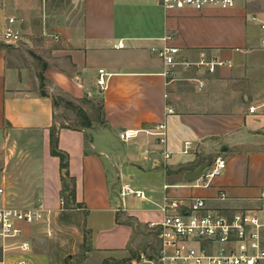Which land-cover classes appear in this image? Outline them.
<instances>
[{
  "label": "crops",
  "instance_id": "obj_1",
  "mask_svg": "<svg viewBox=\"0 0 264 264\" xmlns=\"http://www.w3.org/2000/svg\"><path fill=\"white\" fill-rule=\"evenodd\" d=\"M74 6V15L51 26L45 19L34 37L23 39L22 24L30 27L41 5L0 0V30L5 16L14 17L21 36L17 44L4 43L2 32L0 39V209H44L40 222L17 223L21 234L0 237L4 264H143L139 257L156 245L147 223L162 218L160 182L171 186V196L204 198L225 216L261 206L264 115L249 107L264 101V30L251 19L264 22V0L201 11L166 10L159 0H81ZM163 48H177L178 58L190 61L204 52L231 66L213 74L169 67L157 54ZM99 70L107 74L105 91L97 84ZM53 99L62 102L56 106ZM67 103L83 119L79 126L68 125L64 113L65 125L56 120L57 107L65 110ZM159 123L166 125L165 145L149 133ZM52 129L68 156L74 190L64 207L66 171L51 154ZM130 130L138 136L119 138ZM218 157L226 161L219 175L185 179L205 162L212 168ZM125 173L129 180L145 176L147 186L138 189L146 199L127 198L117 211ZM23 242L30 244L26 251L16 248Z\"/></svg>",
  "mask_w": 264,
  "mask_h": 264
},
{
  "label": "built area",
  "instance_id": "obj_2",
  "mask_svg": "<svg viewBox=\"0 0 264 264\" xmlns=\"http://www.w3.org/2000/svg\"><path fill=\"white\" fill-rule=\"evenodd\" d=\"M81 1V0H74ZM160 5L166 10H194L201 11L207 8L232 9L244 3L250 4L261 0H159ZM251 19L260 24L264 30V22H260L256 15ZM16 19L5 16L2 25V40L6 44H17L21 40L20 32L16 29ZM264 47V41L262 43ZM119 47L123 44L119 43ZM154 50V49H153ZM179 49L163 48L157 51L165 64L169 67L183 66L192 68L204 74H213L217 68L231 66L230 62H224L215 57H209L202 52L195 61L178 58ZM97 84L101 91L107 88V79L103 70H99ZM172 112V110H169ZM249 113L264 115V101L249 107ZM138 130L123 131L121 140L134 139L138 136ZM150 134L157 137V143L166 144V125L159 123ZM189 146V143L186 144ZM186 152V151H185ZM152 154L150 148L143 152L144 158L149 159ZM164 159L169 158L170 153L162 151ZM226 168V161L216 158L214 166L201 178L210 181ZM170 185H163L164 195L158 205L162 218L157 222H148L147 228L153 231L156 245L151 250L143 253L139 261L143 264H264V191L260 193L262 205L247 208L225 216L208 208L206 199L190 198L182 200L171 196L167 191ZM2 189H0V194ZM117 196L121 202L117 211L124 208L127 198L146 199L145 193L134 187L129 179H120ZM223 197V196H222ZM66 204L63 196L60 197V205ZM44 217L43 206L28 210L0 209V237L14 238L21 234L22 230L17 223L32 224L40 222ZM15 247V246H14ZM23 251L30 248L28 242L16 246ZM6 247L3 248V251ZM0 264H4L0 258ZM19 264H25L20 262Z\"/></svg>",
  "mask_w": 264,
  "mask_h": 264
},
{
  "label": "rangeland",
  "instance_id": "obj_3",
  "mask_svg": "<svg viewBox=\"0 0 264 264\" xmlns=\"http://www.w3.org/2000/svg\"><path fill=\"white\" fill-rule=\"evenodd\" d=\"M37 3L41 5L40 10V17L35 18L33 24L29 25L26 23L22 24V38H28V37H34V33H38L42 29V21L46 19L48 21L47 25L51 26L53 25V22L55 23L60 18L69 17L75 14V6L73 0H37ZM1 30H0V39H1ZM21 41V40H20ZM23 45L27 47L28 44L22 40L21 42ZM99 105V103L97 104ZM66 106V105H65ZM93 113L92 118L94 121H96V125L100 122V111L97 106L93 107ZM64 111V112H63ZM62 113H64L68 120L67 124L70 126H79L82 123V118L79 114H77V110L72 107V105H69L67 103V107L65 110H62L61 108L57 107L56 109V120L61 123V125H65L64 121L62 120ZM129 179L128 173H125ZM259 177H261L262 173L260 172ZM145 176L143 174L137 173L134 180H130L131 184L136 188H142L144 189V186H147V183L145 182ZM264 178V176H263ZM164 183H159V189L161 191L162 186ZM161 194V193H160ZM161 196V195H160ZM108 264H128L124 260H118L114 262H110Z\"/></svg>",
  "mask_w": 264,
  "mask_h": 264
},
{
  "label": "trees",
  "instance_id": "obj_4",
  "mask_svg": "<svg viewBox=\"0 0 264 264\" xmlns=\"http://www.w3.org/2000/svg\"><path fill=\"white\" fill-rule=\"evenodd\" d=\"M40 79H41V87L43 88V77L40 75ZM42 94L44 95L45 93L42 92ZM54 101V105L59 106L62 102L61 99H53ZM50 144H51V154L52 156H56L60 159V168L61 170H65V174L62 176L63 179V187H64V191L62 193V196L65 199V202H71L73 201V197H74V190L71 184L68 183L67 178H68V174H67V169H68V156L63 153L62 151H60L58 149V143H57V137H56V131L55 129L51 130V138H50Z\"/></svg>",
  "mask_w": 264,
  "mask_h": 264
},
{
  "label": "water",
  "instance_id": "obj_5",
  "mask_svg": "<svg viewBox=\"0 0 264 264\" xmlns=\"http://www.w3.org/2000/svg\"><path fill=\"white\" fill-rule=\"evenodd\" d=\"M210 168V163L209 162H205L204 164H202L200 167H198L195 171L185 175V179L190 181V180H195V179H199L201 178L204 173H206ZM181 169H178L176 171H173L171 169L167 170L168 174H171L173 172H179Z\"/></svg>",
  "mask_w": 264,
  "mask_h": 264
}]
</instances>
